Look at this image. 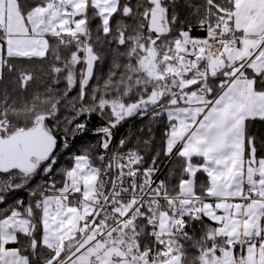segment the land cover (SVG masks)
<instances>
[{
	"label": "snow or ice",
	"instance_id": "6c2138e0",
	"mask_svg": "<svg viewBox=\"0 0 264 264\" xmlns=\"http://www.w3.org/2000/svg\"><path fill=\"white\" fill-rule=\"evenodd\" d=\"M0 264H264V0H0Z\"/></svg>",
	"mask_w": 264,
	"mask_h": 264
},
{
	"label": "trees",
	"instance_id": "16d2710c",
	"mask_svg": "<svg viewBox=\"0 0 264 264\" xmlns=\"http://www.w3.org/2000/svg\"><path fill=\"white\" fill-rule=\"evenodd\" d=\"M32 70H33L35 76L37 77V83H34L29 88L28 92L20 94L22 97H24V98H26L28 100L31 99L32 93L34 91L43 92V87L42 86H39L38 85V82H39V80L46 78V73L48 71V66H47V64H43L42 65L39 62H37L35 65L32 66ZM62 86L63 85H61V87ZM73 95H74V93H73ZM137 126H138V124H137ZM127 129H128V125L126 124L124 126V128L121 129V134H123ZM89 139L91 140V139H94V138L93 137H89Z\"/></svg>",
	"mask_w": 264,
	"mask_h": 264
},
{
	"label": "built area",
	"instance_id": "2783aa9c",
	"mask_svg": "<svg viewBox=\"0 0 264 264\" xmlns=\"http://www.w3.org/2000/svg\"><path fill=\"white\" fill-rule=\"evenodd\" d=\"M120 137H119V135L117 136V140L119 139Z\"/></svg>",
	"mask_w": 264,
	"mask_h": 264
}]
</instances>
